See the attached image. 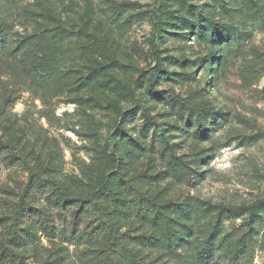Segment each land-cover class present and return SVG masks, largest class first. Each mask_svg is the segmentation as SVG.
<instances>
[{
  "label": "rangeland",
  "instance_id": "rangeland-1",
  "mask_svg": "<svg viewBox=\"0 0 264 264\" xmlns=\"http://www.w3.org/2000/svg\"><path fill=\"white\" fill-rule=\"evenodd\" d=\"M0 34V264H264V0H0Z\"/></svg>",
  "mask_w": 264,
  "mask_h": 264
},
{
  "label": "trees",
  "instance_id": "trees-1",
  "mask_svg": "<svg viewBox=\"0 0 264 264\" xmlns=\"http://www.w3.org/2000/svg\"><path fill=\"white\" fill-rule=\"evenodd\" d=\"M4 36L2 34H0V39L3 38ZM3 50V48L0 50V52ZM4 51V50H3ZM42 64L40 63V66ZM39 67V63L38 64H33V71L34 72H37V75H36V78L34 79L38 84L44 86V85H47L49 84L51 81H52V75L47 72V71H40V69L38 68ZM106 183V182H105ZM103 184L99 187V189H102L104 187V184ZM54 186L56 187V189L58 190V192L60 194H62L63 197H66L67 199H69L67 193L65 192V190L63 189V187L59 184V182H53ZM97 191L94 192V194H96ZM81 201V206L85 207V205H87L90 200H80ZM88 206V205H87ZM261 211H264V206L263 208L261 209ZM13 235L16 237L17 236V233H16V229H13Z\"/></svg>",
  "mask_w": 264,
  "mask_h": 264
}]
</instances>
